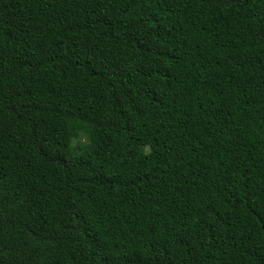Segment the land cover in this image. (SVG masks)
<instances>
[{"label": "trees", "instance_id": "1", "mask_svg": "<svg viewBox=\"0 0 264 264\" xmlns=\"http://www.w3.org/2000/svg\"><path fill=\"white\" fill-rule=\"evenodd\" d=\"M0 264H264V0H0Z\"/></svg>", "mask_w": 264, "mask_h": 264}]
</instances>
